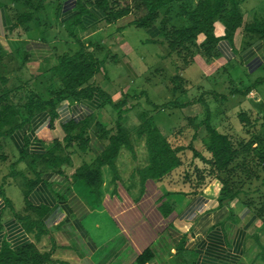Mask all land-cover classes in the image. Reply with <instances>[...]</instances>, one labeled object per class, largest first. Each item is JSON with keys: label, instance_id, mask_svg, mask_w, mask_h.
Wrapping results in <instances>:
<instances>
[{"label": "crops", "instance_id": "0c3cea01", "mask_svg": "<svg viewBox=\"0 0 264 264\" xmlns=\"http://www.w3.org/2000/svg\"><path fill=\"white\" fill-rule=\"evenodd\" d=\"M257 1L245 0L244 6L249 8H242L244 22H250L246 20L247 16H254ZM54 2L56 5L48 2V5L55 7L53 21L59 23L61 29H66L75 16L76 1ZM196 2L188 0L192 6ZM15 10L0 9V68L8 66L11 71H16L24 66L22 78L25 76L24 80H31V85L39 83L36 80L47 81L53 75L51 69L58 58L64 54L72 55L79 49V42L84 40L78 36L82 29H75V37H70V32L63 36L62 30L51 31V27L41 23L39 16L25 26H18ZM133 19V16H128L115 25L119 31L134 27L129 26ZM162 19L163 15L152 28L144 29L149 37L146 42L165 45L170 55L160 30ZM172 24L177 27L186 25L183 19L175 15ZM14 26L18 27L12 31ZM88 26L84 27L87 29ZM121 33L117 37L121 39L120 50L127 60L120 63L126 66L128 73L135 79L148 75L147 81L152 82L158 71L147 69L143 74L136 67L134 62L143 61L135 60L134 49L123 43ZM222 35L217 34L219 37ZM243 36L242 27L236 32L234 50L228 42L222 41L219 45L221 57L214 59L212 64L196 61L194 65L201 69L203 79L207 81L214 76V69L220 66L225 70L224 73L228 72L229 84L241 83L242 76L234 80L231 78L232 73L227 71L233 62L245 69L251 78L264 71V42L256 41L245 50L242 47ZM112 51L118 57L117 49ZM21 57V63H13L16 58L21 61ZM177 63L180 65L178 59ZM98 76L91 83L99 85L97 81L103 82ZM102 77L106 78L107 74L104 72ZM165 84H168L167 81ZM168 86L171 89L170 92L168 90L172 95L169 100L171 103L175 97L174 86ZM203 86L197 84L196 88ZM128 90L122 89L114 96L103 90L107 95L105 100L98 94L92 100L78 103L66 100L59 105L58 117L53 126L47 113L38 114L29 124L6 138L4 144H0V169L8 168L6 174L12 177V181L5 185L4 195L0 193V250L4 244L17 249L33 243L41 253H51L54 264H141L140 259L146 252L149 260L145 264H264V219L258 218L239 199L220 203L222 184L218 180L195 193L190 185L185 184L183 175L176 176L173 172L160 181L150 180L142 186L140 171L147 167L149 157L146 139L137 137L136 130L144 112L137 115L134 109L127 108V103L134 101ZM180 96L186 95L180 93ZM109 98L113 104L125 101L124 107L117 110L112 104L105 105ZM194 104L185 109L200 111L188 116V120L201 117L199 106L202 104ZM161 111H165V108ZM119 113L129 132L131 148H122L116 160L119 176L116 183L110 168H102L100 198L84 182L76 181L74 174L85 164L95 161L107 145L105 140L93 138L91 150L86 154L77 149L72 150L70 163L56 169L47 167L43 161L31 163V159H21L24 152L32 157L40 156L51 150L56 140L62 142L65 137L62 126L71 120L82 121L94 116L91 131H94L98 122L107 129H114ZM131 120H134L133 125ZM216 127L222 132L219 126ZM201 129L198 132L196 130L194 135L200 134ZM188 131L192 130L187 127L183 135ZM175 135L178 133L173 136L167 134V137L172 144L177 142L174 146L178 147L182 138L178 135V139H175ZM202 139L205 140V136ZM107 171H110L109 174H106ZM20 179L22 183L18 181ZM32 181L38 183L26 198V184ZM14 186L20 188L18 197L10 193Z\"/></svg>", "mask_w": 264, "mask_h": 264}, {"label": "trees", "instance_id": "16d2710c", "mask_svg": "<svg viewBox=\"0 0 264 264\" xmlns=\"http://www.w3.org/2000/svg\"><path fill=\"white\" fill-rule=\"evenodd\" d=\"M50 1L56 0H39V3L43 6ZM75 1L77 4L75 16L67 26L71 37H75L74 29L78 27L95 26L100 21L111 25L128 16L134 18L129 26L150 29L163 15L161 33L168 44L170 55H175L180 62V65L176 67L179 74L172 80L176 83L173 89L175 97L169 103L175 108L189 105L178 103L176 99L179 97H176V94L183 91L185 85L187 92H181L183 95L187 96L195 89L194 86H190L192 83L183 77V73L198 61V57L207 61L220 58V43L226 41L233 47L236 32L242 27H244L242 47L245 50L256 41L264 42L263 18H255L250 24H244V14L240 8L244 0H197L195 6L188 3V0ZM22 3L33 10L26 14H17L15 8ZM33 7V0H0V9L9 8L11 11H16L15 22L18 26H25L34 20V14L40 10ZM173 15L178 19H183L186 25L181 27L173 25ZM218 21L225 27L224 34L220 37L215 33V23ZM18 26H14L11 30H15ZM202 37L203 41L199 42ZM79 47L80 50L74 55L64 54L58 58L57 63L51 69L53 76L50 79L58 77L60 86L47 92V96L45 92L40 93L39 91H30L24 100L18 98L16 94L11 96L13 89L6 87L8 79L0 76V141L10 137L16 130L29 124L41 113H47L50 116V124L53 126L58 117L57 109L66 100L78 103L83 100H92L96 94L102 99L107 96L99 86L91 83L92 79L101 73L103 63L101 64L95 55L90 53L88 46L79 42ZM20 82L21 85L16 88L22 87V80ZM31 82L29 80L26 84ZM262 84H264V78H259L251 89L239 93L248 96ZM106 104H112L115 109L121 110L125 101L113 104L109 98ZM159 107L156 111L162 110ZM148 114V112L142 114L141 124L136 130L137 137L146 139L149 157L147 167L140 171L142 186L150 180L160 181L175 170L186 166L183 179L195 193L203 191L214 180H218L222 184L220 203L239 199L258 218L264 219V158H259L257 163L247 161L254 157L251 142L246 145L240 143L239 149L236 148L231 137L220 132L212 119L209 121L207 118L204 127L207 128L208 141L205 142L207 139L204 141L206 143L204 152L196 150L193 143L188 146L175 147L157 127L151 113ZM240 118L247 120L249 116L241 114ZM190 119L191 121L198 120ZM94 121L93 116L82 121L71 120L65 123L62 126L65 135L62 142L56 140L52 149L40 156L32 157L24 152L21 159H31V163L43 161L47 167L56 169L70 163L72 150L77 149L80 153L86 154L91 150L93 138L96 137L100 141L105 140L107 145L95 161L92 164H85L74 174L76 181L84 182L96 197L100 198L103 185L102 168L105 166L110 168L114 175L113 181L116 183L119 180L116 160L122 148H131V141L129 132L123 125L121 113H119L114 129H107L101 122H98L94 131H91ZM179 133L178 135H183ZM197 136V134L194 135L193 140ZM175 138H177L176 135ZM185 151L193 152V160L189 165L184 163L180 156ZM63 153L66 155L62 156ZM3 159L6 158L3 157ZM188 166L191 168L189 169ZM37 183L38 181H32L26 184L28 189L25 194L26 198ZM6 184L4 180L0 189L2 195L5 193ZM164 213L168 214L166 211ZM148 258L149 254L146 252L140 259L141 264H145ZM0 264H54V261L51 253H41L33 243L25 244L17 249L4 244L0 250Z\"/></svg>", "mask_w": 264, "mask_h": 264}, {"label": "rangeland", "instance_id": "374dc122", "mask_svg": "<svg viewBox=\"0 0 264 264\" xmlns=\"http://www.w3.org/2000/svg\"><path fill=\"white\" fill-rule=\"evenodd\" d=\"M244 2L240 7L242 13L244 12V9L242 10V8H249L247 5L244 6ZM257 2L258 3L255 7L254 16H247L246 20L250 22H244L245 25L250 24L256 17L264 19V0H258ZM53 3L56 5V2ZM33 6L34 9L39 8L40 10L34 14V20L39 16V19H42L41 23H45L46 27H51V31L58 29L62 30L63 36H66V33L69 34L67 28L61 29L59 27V23L57 24L53 21V17L55 16L54 6L48 5V2L42 6L39 3V0H33ZM31 10L33 9L30 8V6L22 3L18 7L17 14H26ZM115 24L107 26L105 22L100 21L93 27L88 26L87 29L85 27H81L80 29H82V31L78 34V36L80 35L79 37L82 39L84 38L81 43L85 46H88L90 53H93L101 64L103 63L101 74L98 76L99 80L102 78L103 82L97 81L103 90L110 94L112 93V96H114V93H118L122 89H129L128 94H131L130 97L134 101L131 104L127 103V108L134 109L133 112L135 111L137 115H141L143 112H148V115H150V113L153 114L157 127L163 134H165V136H167V134L168 136H173L179 132V134L184 133L187 127L188 129H191L192 131H188L185 135L181 136L182 139L179 143V146H188L189 144L193 143L196 150L204 152L206 147L205 142L208 141L207 128L205 129L204 124L207 118H209V121L212 119L215 126H219L222 132L224 131L231 137L236 148L239 149L240 143H243L244 145L248 144L249 142L252 143L251 150L254 157L247 161L257 163L259 158H264V84L254 89L248 96H244L239 93L251 89V87L259 78H264V71L259 72L256 74V76L251 78L250 75L246 73L245 69L240 68V65H238L236 62H233L227 67V71L232 73V79L236 80L238 77L242 76L243 81L237 85H232L228 82V72L224 73L225 70L220 68V66H217L214 69V76H211L210 79H207V81L206 79L202 78V71L199 69V67L194 65L189 68L184 72L183 77L187 79V81H190V83H192L191 86H194L195 89L189 92L190 96H180L181 92L179 91L176 94V97H179L176 99V101L181 104L188 103L189 105H195L194 103L196 102L202 104L200 106L198 105L201 109L200 119L197 121H191L192 119L188 120V116L190 117V115H195L200 110L196 109L197 111L193 112L190 108L185 109L186 107H189V105L175 108L169 104V100L171 99L172 95L169 94L171 89L169 90L167 85H169L168 87L171 86L172 88L173 86H176V83H173L172 80L173 77L179 74L176 69L177 65H179V63H177V57L174 55H169V53L166 51L165 45L147 43L146 40H148L149 37L146 30L130 27L119 31L118 26ZM224 31V25L220 21L216 22L215 33L224 34ZM118 33H121L123 43H125L128 48L134 49L136 56L135 60L138 59L141 62L143 61L142 63L134 62L137 65L136 67L141 70L143 74L147 71V69L151 70L152 72H156V70L158 71L153 76L155 79H153L152 82L147 81V74V76L143 77L142 79H135L131 74L128 73L126 66H123L120 63V61L125 62L127 60V56L123 54L122 50H120L119 43L121 42V39H118ZM76 41L78 42L79 40ZM202 41L203 37L199 42ZM114 48L117 49L116 53H118V57L116 56L115 52L112 51ZM79 50L80 47L77 49L76 53ZM62 52L63 49H61V53ZM74 54L75 53L72 55ZM115 56L118 60H116ZM199 58L200 59L197 58L198 61L203 62V64H212L213 62V60L207 61L201 57ZM17 62L21 63L22 57L21 61H19L18 58L13 60V63ZM32 65L30 64V66ZM143 67H145L146 70H142ZM23 68L24 66H21L16 71H11L8 66L3 67L2 69L0 68V76L8 79V84L6 87L8 89H13L11 96L16 94L18 98H22V100H24L30 91L36 92L39 90H43V92H45V96H47V92L53 90L57 86H60V79L58 77L53 80L50 79L49 81L46 77L47 81L36 80L39 83L35 82L33 85L29 83L26 84V82L29 80H24L25 76L22 78L23 72L21 71ZM34 70L35 69H33V71ZM104 72L107 74L106 78L102 77L104 76ZM29 74H31L30 71ZM20 80L23 82L22 87L16 88L17 86L21 85ZM165 81H167V85L165 84ZM197 84L204 86L203 88L197 89ZM19 89L20 91H18ZM182 90V93H186L187 86H183ZM124 97H127V95H124ZM191 101H194V103ZM201 106L204 108H201ZM157 107L161 109L165 108V111H156ZM241 114H246L249 116V118L247 120H242L240 118ZM130 123L133 125L134 120H131ZM200 129L201 133L198 134L194 142H192L195 131L197 130L198 132ZM133 135H135V132H133ZM203 136H205V140L207 139L206 141L202 139ZM4 141L5 139L1 140L0 144H4ZM175 144H177V142L173 143V145ZM180 156L181 159L184 160V163L186 162L188 165L193 160V152L191 151L182 152ZM7 157L9 158L8 155ZM185 167L186 166H183L175 170L174 173H176V176L177 174L181 177L182 175L184 176ZM190 168L191 166L189 169ZM6 170H8V168L6 169L3 167L0 169V189L3 186L2 184L4 183V180L7 185L8 182L12 181V177L6 174ZM109 172L110 171H107L106 174H109ZM18 181L22 183L21 179ZM18 190L20 191V188L14 186L11 188L10 193L18 197Z\"/></svg>", "mask_w": 264, "mask_h": 264}]
</instances>
